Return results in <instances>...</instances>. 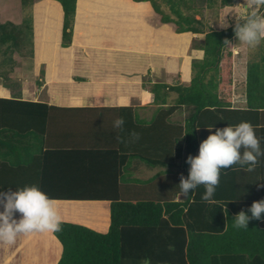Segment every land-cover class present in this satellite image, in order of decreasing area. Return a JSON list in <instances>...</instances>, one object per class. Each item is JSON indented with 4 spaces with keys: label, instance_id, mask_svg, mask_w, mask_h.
I'll return each mask as SVG.
<instances>
[{
    "label": "trees",
    "instance_id": "trees-1",
    "mask_svg": "<svg viewBox=\"0 0 264 264\" xmlns=\"http://www.w3.org/2000/svg\"><path fill=\"white\" fill-rule=\"evenodd\" d=\"M56 1L63 9L61 47L67 48L72 43L77 0ZM90 1L80 0V8ZM94 1L96 5L102 2ZM134 1H149L161 22L174 23L179 33H205L203 40L196 39L192 45L202 49L204 57L192 61L191 81L144 83L142 87L153 94V102L160 108L150 121L137 119L132 107L115 109L124 125L110 135L90 125L73 128L65 112L79 109L49 105L45 88L38 101L0 97V192L36 184L55 201L109 203L106 232L68 221H63L59 232H52L61 246L55 264H264V213L262 219L250 220L248 229L233 227L237 213L248 212L253 201L264 199V167L256 166L253 172L238 165L222 169L211 201L202 199L203 186L184 198L178 185L181 174L188 176L186 157L198 154L200 142L206 139L203 134L209 135L207 127L213 126L214 131L247 121L257 138L264 140V51L258 60L248 63L245 105L232 107L218 92L216 73L224 41L236 38L235 25L241 19L227 28L205 31L201 19L185 12L194 10L195 0H161L169 13L158 0ZM220 2L228 5L233 0ZM31 3L21 0L23 7ZM103 3L124 8L143 6L130 0ZM26 23L0 21V49H6L4 54L9 49L22 51L23 26L32 28L30 18ZM170 92L176 93V98L167 104ZM184 107L192 109L190 116L183 123L173 121V115ZM132 133L139 139L132 142ZM131 160L175 170L179 177L157 197L144 194L147 184L129 195L132 187L124 181ZM248 174L260 178L256 184L260 191L249 198L240 189V178ZM166 186L162 183L157 189Z\"/></svg>",
    "mask_w": 264,
    "mask_h": 264
},
{
    "label": "crops",
    "instance_id": "crops-1",
    "mask_svg": "<svg viewBox=\"0 0 264 264\" xmlns=\"http://www.w3.org/2000/svg\"><path fill=\"white\" fill-rule=\"evenodd\" d=\"M130 1L143 6L124 8L103 3V0L101 3L96 2V5L95 1L91 0L80 8V0H77L72 43L63 48L60 44L63 26L61 4L56 0H34L32 5L35 13L30 17L31 30L36 40L33 55L36 62L46 63L44 80H40L39 89L27 94L24 88L20 93L11 94L9 87L0 84V97L38 101L41 90L45 88L49 105L79 109L65 112L71 119L70 122L74 123L73 128L78 124L87 127L90 125L109 135L116 131L114 122L118 119V112L115 111L117 108L132 107L137 119L150 121L160 105L153 102L154 96L151 92L142 89V77L149 75L152 78L151 83H156V79L168 85L189 83L193 72L192 60H202L204 57L202 49L191 47V41L193 38L203 40L204 33H179L172 23L161 22L160 15L155 12L149 1ZM18 5L19 7L13 10L11 6L6 7L1 22L24 24L25 19L16 12V9L22 12L21 1ZM228 55L231 56L230 50L227 52V58ZM238 65L240 64L234 67H239ZM78 66L79 71H75ZM232 67L233 64L225 71L226 76L221 68L216 73L219 77L217 81L220 95L224 91V83L231 84L232 78L234 81L235 77H241L239 73V76L233 75ZM209 73L210 78L213 72ZM244 84L245 82L241 87L239 85L238 92H235V86L230 85L228 91H224V97L232 107L245 105ZM170 94L176 93L168 94L167 104H170ZM203 135L207 138L208 132ZM259 141L261 149H264V140L259 137ZM129 163L132 171L143 169L147 176L144 181H125L124 185L132 187L127 192L131 195L143 184H147L144 194L157 197L167 192L170 183L179 177L175 170L152 168L138 164L135 160ZM258 164L257 166L264 167V156L259 158ZM152 180L155 182L148 185L147 182ZM240 181V189L243 188V195L246 197L254 196L260 191V185L256 187L260 181L258 175L248 174L242 176ZM162 183L167 186L160 191L157 186ZM254 191L257 192L253 193ZM2 210L1 205L0 211ZM37 258L31 257L27 264H35Z\"/></svg>",
    "mask_w": 264,
    "mask_h": 264
},
{
    "label": "rangeland",
    "instance_id": "rangeland-1",
    "mask_svg": "<svg viewBox=\"0 0 264 264\" xmlns=\"http://www.w3.org/2000/svg\"><path fill=\"white\" fill-rule=\"evenodd\" d=\"M20 1L21 0H0V21L3 19L2 15L4 10L7 9L6 7L11 6L12 10L18 8ZM33 1L34 0H32V3ZM220 1L221 0H195L193 3L194 10H185V12L193 13L196 19H201L204 23L203 28L206 31L209 29H223L225 28L223 27L225 23L229 27L231 24L240 20L242 15H247L254 10L251 6L252 0H233V2L228 5H222ZM158 2L161 3V7L164 11L169 13L166 4H163L161 0H158ZM32 3L28 7L22 6V12L16 9V12L19 13L17 15L19 16L21 14V17L27 21L26 25L29 22V18L33 17L35 13ZM246 5H248V7H246ZM260 11L263 13L264 9H260ZM81 17L80 19H82ZM172 24L176 28V25L174 23ZM195 40V38L192 39L191 47L195 43ZM230 42L232 45H226L223 49V56L219 68L224 71V76H226L225 71L233 64V75L239 76L240 74L241 77H235L234 81L232 78L231 84L223 82L222 89L227 92L230 86H235V92H238L241 85L245 82H243V80L245 79L248 63L258 60L260 54L264 51V41L256 47H249L246 44L238 42L237 38L232 39ZM35 43L36 40L32 30L26 29V26H23L22 51L15 52L9 49L7 53L4 54L6 49H0V84L9 87V92L11 94L20 93L23 88L26 89V94L28 92H33L35 89H39L38 81L41 82L40 80H42L43 82L44 80L46 63L36 62V58L33 55ZM229 50L231 51L232 57L228 55L227 58L226 56ZM236 64H240L238 65L239 67L235 68L234 65L236 66ZM75 68V71H79V66ZM209 74L210 73H207L206 80L209 79ZM193 75L194 73L192 72L191 77H193ZM217 79H219L218 76ZM151 81L152 78L149 75H144L142 77L141 86L144 83L148 85ZM155 81L161 82L159 79L154 80V82ZM173 83H175V81ZM237 85L238 87L240 85V87L238 88ZM142 89L144 88L142 87ZM224 91L221 92L222 96H224ZM175 98L176 94H170V103L174 102ZM191 112L192 109L190 107H184L173 116V120L183 123L190 116ZM125 174H127L125 181H144L147 178L146 172H144L143 169L142 171L139 169L138 172H134L128 167ZM56 204L62 221L85 225L101 233L107 231V226L109 225L108 202L56 201ZM15 215L16 218L19 219L20 214L16 213ZM85 219L88 221H85ZM95 224H99V226ZM60 251L61 246L52 232L19 234L15 243L12 245L0 242V264H27L31 260V257H38L35 260V264H53L59 257Z\"/></svg>",
    "mask_w": 264,
    "mask_h": 264
},
{
    "label": "clouds",
    "instance_id": "clouds-1",
    "mask_svg": "<svg viewBox=\"0 0 264 264\" xmlns=\"http://www.w3.org/2000/svg\"><path fill=\"white\" fill-rule=\"evenodd\" d=\"M251 6L254 10L241 16V22L236 23L234 32L238 42L256 47L264 41V13L260 11L264 9V0H252ZM223 27L227 28L228 25L225 23ZM224 44L232 45L229 40H225ZM123 125V118L114 122L115 128H122ZM207 129L209 135L200 142L198 154L186 157V163L190 166L188 176L185 178L181 174L178 184L184 198H190L199 186H203L202 199L211 201L220 183L222 169L238 165L243 171L253 172L259 158L264 156V149H261L250 122L227 124L214 131L213 126ZM138 139L139 135L132 133V142ZM0 205L3 206L0 211V242L12 245L19 234L61 230L63 221L56 201L36 184L26 185L15 191L0 192ZM16 213L20 214L19 219L16 218ZM262 213L264 199L253 201L248 212L241 210L234 216L233 227L237 230L248 229L249 221L262 219Z\"/></svg>",
    "mask_w": 264,
    "mask_h": 264
}]
</instances>
